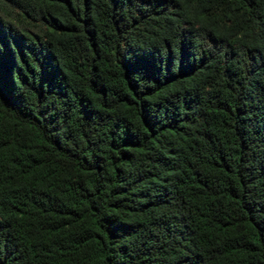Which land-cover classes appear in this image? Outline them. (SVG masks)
Wrapping results in <instances>:
<instances>
[{
	"label": "trees",
	"instance_id": "1",
	"mask_svg": "<svg viewBox=\"0 0 264 264\" xmlns=\"http://www.w3.org/2000/svg\"><path fill=\"white\" fill-rule=\"evenodd\" d=\"M0 264H264V0H0Z\"/></svg>",
	"mask_w": 264,
	"mask_h": 264
}]
</instances>
